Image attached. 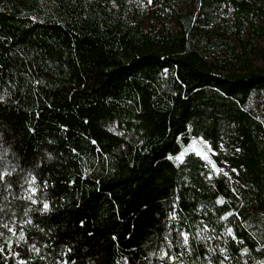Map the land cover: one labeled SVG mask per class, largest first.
Wrapping results in <instances>:
<instances>
[{
	"label": "trees",
	"instance_id": "1",
	"mask_svg": "<svg viewBox=\"0 0 264 264\" xmlns=\"http://www.w3.org/2000/svg\"><path fill=\"white\" fill-rule=\"evenodd\" d=\"M4 172L0 264H264V0H0Z\"/></svg>",
	"mask_w": 264,
	"mask_h": 264
},
{
	"label": "snow or ice",
	"instance_id": "2",
	"mask_svg": "<svg viewBox=\"0 0 264 264\" xmlns=\"http://www.w3.org/2000/svg\"><path fill=\"white\" fill-rule=\"evenodd\" d=\"M148 3L151 4L152 0H148ZM93 143H95V142H93ZM10 175H11V173H9V172L0 173V181H4L6 179V177L10 176ZM28 183H30V194L27 195L26 197H24V199H27V200L31 201L32 204H36L37 200L34 198L35 192L37 191L36 187H34L35 178L33 177L32 180L30 182H28ZM5 199H6V197H5ZM43 208H44V210H48V208H49L48 203L45 202L43 204ZM0 211H2V209H0ZM27 211H30V209L26 210V212H25L26 215H27ZM25 223L32 224V221L31 220H27V221H25ZM81 223H83V222H81ZM2 227L7 229L13 235H15L14 230L8 224H3ZM228 232L231 234L232 233V229H228ZM0 235H3V233H0ZM233 239H235V235L234 234H233ZM19 240H25V233L23 231H21L19 233ZM185 242H187V237L186 236H185ZM32 250L37 252V253H39V251H40V249L36 248V246L34 244L32 245ZM3 251H4V248L0 247V252H3ZM69 251H71V249H69ZM245 251H247V249H245ZM164 255L166 256L167 253H164ZM21 264H24V262L22 261ZM65 264H67V262H65Z\"/></svg>",
	"mask_w": 264,
	"mask_h": 264
},
{
	"label": "rangeland",
	"instance_id": "3",
	"mask_svg": "<svg viewBox=\"0 0 264 264\" xmlns=\"http://www.w3.org/2000/svg\"><path fill=\"white\" fill-rule=\"evenodd\" d=\"M190 149L194 151V153L200 155L201 157H203L204 159L207 160V162L209 163L210 166H212V163L209 161L208 158V144L206 141L200 139V138H195L191 145H190Z\"/></svg>",
	"mask_w": 264,
	"mask_h": 264
}]
</instances>
